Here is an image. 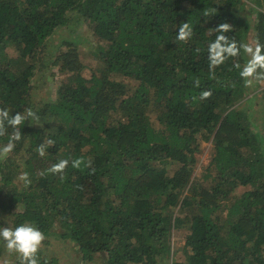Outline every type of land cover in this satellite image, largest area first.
Instances as JSON below:
<instances>
[{"label":"trees","instance_id":"obj_1","mask_svg":"<svg viewBox=\"0 0 264 264\" xmlns=\"http://www.w3.org/2000/svg\"><path fill=\"white\" fill-rule=\"evenodd\" d=\"M184 22L187 43L175 39ZM225 22L230 39L264 44V0H0V109L39 117L0 158V220L59 232L78 264H264V80L244 86L233 68L242 50L209 71L208 44ZM77 24L100 67L88 77L77 38L46 58L49 38L62 27L76 35ZM78 157L95 171L73 169ZM60 159L65 179L41 175ZM6 251L0 240V262Z\"/></svg>","mask_w":264,"mask_h":264},{"label":"clouds","instance_id":"obj_2","mask_svg":"<svg viewBox=\"0 0 264 264\" xmlns=\"http://www.w3.org/2000/svg\"><path fill=\"white\" fill-rule=\"evenodd\" d=\"M213 12H215V9H213ZM210 14L209 12L204 13L205 16ZM213 30L217 35L208 44L207 48V60L210 72L214 73L215 69L225 63L226 60L240 56L242 50L244 56L247 57L246 62L243 66L239 62H236L233 64V68L238 70V75L243 81L244 86L252 87L254 81L264 80V44L258 38L250 43H238L235 39H230L226 33L232 30V26L227 22L220 23ZM192 34V27L189 23L184 22L179 25L175 39L178 42L187 43ZM199 83V79H196L194 86L198 87ZM211 95L210 90L203 91L200 99H208ZM29 118L34 120L39 119L31 108L25 109L23 113L17 112L11 116L7 109H0V136L6 134L7 128L13 129V132L10 134L9 143L0 148V158H6L13 151L15 142L21 139L20 126ZM53 144L54 141H47L48 146H52ZM45 151L44 144L38 146L37 152L41 157L45 155ZM69 163V159H60L58 162L52 164L51 167L41 172V175H45L46 173L58 175L63 180L65 179L64 173ZM82 165L84 168L90 169L91 172L95 171V169L91 168V161H85L83 157L71 160V167L73 169H80ZM19 180L23 181L25 186L31 183L27 172L20 174ZM45 239L44 233L30 223H21L15 228L0 227V240L4 242L9 254H15L18 264H39L37 253Z\"/></svg>","mask_w":264,"mask_h":264},{"label":"rangeland","instance_id":"obj_3","mask_svg":"<svg viewBox=\"0 0 264 264\" xmlns=\"http://www.w3.org/2000/svg\"><path fill=\"white\" fill-rule=\"evenodd\" d=\"M68 28L69 27H62L61 29H59V31H57L55 34H53L49 38V46L46 50V54H47L46 58H51L52 55L55 54V52L57 51V49L60 47V45L62 44L64 40L67 39V40L72 41V40H76L75 38H77L78 43L80 44L78 48L79 54L81 56V61L83 65L85 66L82 76L88 77L90 75L89 72L91 69L93 71L94 70L98 71V69L100 70L98 62L94 59V57L90 53L92 50L91 48H93V46L92 45L90 46L88 43H86L90 41L92 42V39H90V37H88V35L85 33V29H86L85 27H79L78 24L75 26L73 25L71 28L76 31V35L69 34ZM36 83H37V89L43 93L45 100H48L52 94L51 91L53 90L51 88H48V85H44L43 80L40 78H38ZM248 96H249V93H247L244 100H246ZM245 107L247 108V105L244 106V108ZM257 108L258 107L256 105L252 104L251 109H257ZM259 108L262 109L264 112V100L263 99H261ZM206 162H207V150H205L204 154L201 156V166H204ZM200 175H201V169L197 168L196 178H199ZM2 221H3L2 227H6V225L7 227L9 226L7 224L8 222L7 218L6 219L3 218ZM58 233H55L54 235L51 234L50 236H45L46 239L43 241L40 251L47 258H51L53 257V255H55L56 258L58 259V262H56L55 264H78L77 258L75 256V254H77V251L74 249L73 244L68 240H62L58 238ZM184 242H185L184 240H181L180 242H178L176 239H173V244L175 247L181 246L182 244H184ZM5 254H7V251L3 253L0 264H9ZM90 264H104V262L101 260L100 257L95 256L94 260Z\"/></svg>","mask_w":264,"mask_h":264}]
</instances>
